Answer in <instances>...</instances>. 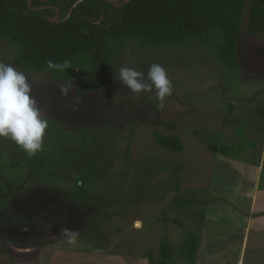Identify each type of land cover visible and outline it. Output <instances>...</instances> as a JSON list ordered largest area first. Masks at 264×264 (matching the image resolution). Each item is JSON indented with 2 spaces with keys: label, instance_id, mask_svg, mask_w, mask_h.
<instances>
[{
  "label": "rangeland",
  "instance_id": "1",
  "mask_svg": "<svg viewBox=\"0 0 264 264\" xmlns=\"http://www.w3.org/2000/svg\"><path fill=\"white\" fill-rule=\"evenodd\" d=\"M246 26L233 68L201 42L130 45L111 83L82 97L27 71L0 38V59L26 71L37 106L73 135L47 132L31 156L0 138V264H148L164 240L168 264H264V38ZM151 63L173 82L163 109L114 75ZM155 130L179 134L182 150L160 146Z\"/></svg>",
  "mask_w": 264,
  "mask_h": 264
},
{
  "label": "trees",
  "instance_id": "2",
  "mask_svg": "<svg viewBox=\"0 0 264 264\" xmlns=\"http://www.w3.org/2000/svg\"><path fill=\"white\" fill-rule=\"evenodd\" d=\"M77 1L0 0V38L29 72H48L50 59L69 60L71 68L50 75L76 85L80 97L111 83L115 60L130 45L147 49L201 42L227 68H233L244 20L250 33L264 38V0H82L66 18ZM57 11L60 21H52ZM47 132L73 137L51 121ZM154 136L167 150L183 148L179 134L155 130ZM195 247V237L184 244L188 258ZM171 260V245L164 240L160 258L151 256L148 264Z\"/></svg>",
  "mask_w": 264,
  "mask_h": 264
},
{
  "label": "clouds",
  "instance_id": "3",
  "mask_svg": "<svg viewBox=\"0 0 264 264\" xmlns=\"http://www.w3.org/2000/svg\"><path fill=\"white\" fill-rule=\"evenodd\" d=\"M128 51L131 53V49ZM72 66L67 59L47 61L49 73L63 72ZM114 75L132 94L154 92L159 109L165 107L166 97L173 94V82L166 68L159 63H151L146 74L138 66H120L115 68ZM29 79L19 66L0 59V138L11 140L31 156L43 150L49 119L32 97ZM69 88L70 83L61 88L62 93L66 95ZM63 238L69 246H75L79 233L66 229Z\"/></svg>",
  "mask_w": 264,
  "mask_h": 264
},
{
  "label": "water",
  "instance_id": "4",
  "mask_svg": "<svg viewBox=\"0 0 264 264\" xmlns=\"http://www.w3.org/2000/svg\"><path fill=\"white\" fill-rule=\"evenodd\" d=\"M80 1H82V0H78V1L73 5V7L70 9V11H69V13H68V15H67L66 18H68V17L70 16V14L72 13L74 7H75ZM106 1H108V2H114V3H119L121 0H106ZM58 14H59V13H58V11H57V15H56V17H55L52 21H54V20H56V21H60V19H59V15H58Z\"/></svg>",
  "mask_w": 264,
  "mask_h": 264
},
{
  "label": "crops",
  "instance_id": "5",
  "mask_svg": "<svg viewBox=\"0 0 264 264\" xmlns=\"http://www.w3.org/2000/svg\"><path fill=\"white\" fill-rule=\"evenodd\" d=\"M237 55H238V50H237ZM236 63H237V56H236ZM235 66H236V64H235ZM232 105H234V104H232ZM234 107H235V105H234Z\"/></svg>",
  "mask_w": 264,
  "mask_h": 264
}]
</instances>
